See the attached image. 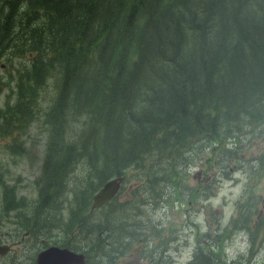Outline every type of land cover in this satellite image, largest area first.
<instances>
[{
	"label": "trees",
	"instance_id": "trees-1",
	"mask_svg": "<svg viewBox=\"0 0 264 264\" xmlns=\"http://www.w3.org/2000/svg\"><path fill=\"white\" fill-rule=\"evenodd\" d=\"M15 56L26 72L0 75V96L9 87L0 137L16 144L18 167L30 154L31 126L39 119L51 128L43 132L37 197L46 206L53 195L72 199L64 223L89 264H112L119 249L113 242L104 251L111 243L102 238L91 243L101 227L128 235L122 251L143 244L128 214L117 223L93 210L95 194L117 178L128 185L108 205L113 212L140 213L144 186L133 187L140 181L167 184L187 219L204 205L219 232L210 224L186 264H229L222 258L229 230L247 233L251 245L263 240L258 220L249 219L264 204L254 190L246 205L234 204L239 216L227 224L207 196L233 173L247 188L264 182V0H0V71ZM191 168L201 172L195 181ZM256 249L235 264H250Z\"/></svg>",
	"mask_w": 264,
	"mask_h": 264
},
{
	"label": "flooded vegetation",
	"instance_id": "flooded-vegetation-1",
	"mask_svg": "<svg viewBox=\"0 0 264 264\" xmlns=\"http://www.w3.org/2000/svg\"><path fill=\"white\" fill-rule=\"evenodd\" d=\"M12 127L15 128V126ZM24 134L25 133H23V136ZM9 137L10 135L8 134L3 138L7 142L6 146L0 151V187H4V197L2 196L0 202V264H39V258L43 257L45 259L47 256H50L52 263H57L61 257L63 258L61 260L67 259L66 261H63L62 264H73L70 263L69 254L71 252L75 253L77 256L83 257L77 261L82 264H89L87 255L90 253H85L81 249L82 244L80 239H75L74 235L70 233L66 227L67 216L71 213L68 204L72 201L70 197L68 198L67 194L62 196L53 195L54 197L50 199L52 205L49 206H46L47 202L45 198L41 199V197H37L33 201L31 198L25 199L17 196L16 189L17 185L21 182V178L18 177L16 179L17 181H15L11 174L13 173L15 163L19 160L20 156L15 150L16 144L8 145L10 142ZM30 151H32V149H30ZM37 161L38 159L36 158L33 163H36ZM198 177H201V173ZM28 178H31L30 174L28 175ZM36 180L37 176L35 172L34 181L31 182V184H34ZM125 185L128 184L123 180L118 193L112 200L100 208L93 209L96 211V215H99L101 218H105L107 215L110 216L112 214L113 219H117L116 222L121 223L119 218H123L124 214H128L129 217L126 220H132L134 223L136 222L140 224L137 225L138 229L135 234L142 236L143 244L139 249H136L137 244L130 245L133 251H122V249L128 246H123L122 243L129 244V237L128 235H125L124 232L122 234L119 233L117 227L115 228L113 242L115 243L116 248L118 247L119 249H114L115 258L112 264H124L121 260L124 256H127L126 254L128 253H133L134 257L131 262L126 264H146L144 256L147 255L151 256V264H157V262L164 264L166 259L171 260L174 264L175 261L169 255L170 239L165 247H163V245L156 247L157 243L160 242L159 239H161L163 233L158 237L150 234L152 231L151 227L158 226L161 229H166L167 224L154 217L157 206L148 204L150 201V198L147 197L148 188L149 186H152L157 201L163 204L165 200L164 194H168L169 192L167 184L162 183L159 185L158 182L146 181H140L133 184V187L136 185L134 188L144 186L143 205L142 207H139L138 210L140 213L130 214L120 206H116L113 212L111 211L112 208H109L108 205L111 202H115V205L120 197H124L125 192L122 190V187ZM177 185L182 186L181 183H178ZM198 192L200 193V189ZM119 193L120 196H118ZM42 210H44V212ZM131 215L134 216L131 218ZM263 216V211L257 214L258 221L256 224L260 226L258 227V231L264 230ZM87 229L90 231V225L88 222ZM100 231L102 232H99L98 235H95L94 232L93 239L95 238V241L93 242L101 240L103 237V227H101ZM146 235H149L147 243H153L150 247H146L145 245L144 238ZM107 244L109 243L107 242ZM51 248L59 250L61 256L59 257L57 254L52 255V251L50 250L53 249ZM46 252H48V254L44 256V253ZM156 252L159 254L162 253L161 259H157ZM104 264H107L106 260H104Z\"/></svg>",
	"mask_w": 264,
	"mask_h": 264
},
{
	"label": "rangeland",
	"instance_id": "rangeland-1",
	"mask_svg": "<svg viewBox=\"0 0 264 264\" xmlns=\"http://www.w3.org/2000/svg\"><path fill=\"white\" fill-rule=\"evenodd\" d=\"M23 63H24L23 58H20L18 56L10 57L7 63L8 68L6 69L5 72L0 71V75H3L5 79V77L9 75V73L14 76H18L19 73L24 74L26 70L24 68ZM50 93L51 90L47 89L46 94L49 96ZM8 94H9V87H7L3 92V94L0 96V107L5 105L6 97H9ZM44 99L45 98L42 97L43 109L46 108L47 106L45 105ZM48 128L51 130V128L48 125L46 126L44 125L43 127L42 122L39 119H37L36 123H34L29 130L31 145L28 151L30 152V154L24 157L21 164L18 167H15L13 173L11 174L14 177L13 180L15 181H17L16 179L18 177L21 178V182L17 185V189H16L18 197H22L25 199L31 198V200L34 201L38 195V187L35 186L34 184H31V182L34 181L35 172H36V176L40 175L41 166H42L41 160L44 153L43 132L45 131L48 134L49 133ZM6 142L7 141L5 139L0 137V151L6 146ZM30 149H32V151H30ZM249 150L251 153L256 152L255 147H250ZM245 154L249 155L248 150L246 151ZM36 158L38 159V161L36 163H33V161ZM191 169L196 174L192 178L190 177V180L195 181L201 172H197L198 168H191ZM29 174L31 175L30 179L28 178ZM132 176L133 175H131V179H134ZM246 184H247L246 177L242 176L241 174L233 173L232 175H230L228 181H224L222 185L218 187V192L215 191L207 196L209 206L221 210L222 213L219 214L217 218L224 219L223 224H227L230 221L231 217L239 216L238 209H236L234 204L237 203L239 200H241V203H244L246 205L248 202L246 200V198H248L247 193L249 192L253 193L251 191L254 190L255 191L254 198L259 197L260 200L264 202V182L258 184L256 187L254 183H249L248 188L245 186ZM135 186L136 185H134V187ZM2 196L4 197V187H0V202ZM147 197L150 198V201L148 202L149 205L153 204L157 206L156 214L154 217L157 220L165 222L167 224L166 231L163 232L161 239H159L160 242L157 243L156 247L160 245H163V247H165L169 239L171 240L175 238L172 244L170 243V249H171L170 254H171V258L177 264H186L192 259L193 254L195 252L197 239L201 237V242H203V240L207 238L205 234L208 231L211 232V229L209 227L210 224L214 222L212 226L214 236H216V234L219 232V229L215 227L216 223L213 220V218L211 216L208 217L206 216L207 210L203 209L204 208L203 204L195 215H192L189 219H187L181 216V214L179 213L180 205L176 203L178 201H176L175 193L169 191L168 194H164L165 200L164 203L161 204L157 201L156 194L153 191L152 186H149ZM256 206L258 205L256 204ZM262 206H263L262 211L264 212V204ZM176 207H178V209H176ZM247 213H249L247 210H243L241 212L240 218H243V216ZM257 214L258 211L252 213L249 219L251 220L253 219L255 221L258 220V217L256 216ZM175 225L178 226L175 227ZM235 231L236 230H229L222 234L225 240L224 248L222 250L223 260L228 259L229 264H235V260L239 257V254H242L244 252H249L252 248L257 247L253 259L250 261V264H264V238L261 242H259L260 238L259 240L257 239L255 245H251L249 243V235L247 233H244L243 231H237V232ZM152 233L154 236L157 237L159 236V231L157 230H153ZM257 233L260 236L261 233H264V230L257 231ZM111 235L112 236L107 235L105 234V232L103 234L102 239H106L108 243H111L110 246H104L103 249L104 251L107 250L108 252L110 247L112 246L113 241L111 242L110 239L114 238L113 230L111 232ZM192 236L195 237L192 239ZM93 241H95V238L91 239V243H93ZM203 244L205 245V243ZM126 255L127 256H124L121 260V262L124 264L131 262L134 257L133 253H128ZM156 255H157V259H161L162 253L161 254L157 253ZM164 264H173V263L171 262V260L166 259Z\"/></svg>",
	"mask_w": 264,
	"mask_h": 264
},
{
	"label": "water",
	"instance_id": "water-1",
	"mask_svg": "<svg viewBox=\"0 0 264 264\" xmlns=\"http://www.w3.org/2000/svg\"><path fill=\"white\" fill-rule=\"evenodd\" d=\"M123 180H124V178L113 179V180L109 181L102 189H100L97 192V194L94 196L93 209L99 208V207L105 205L106 203H108L110 200H112L116 196V194L118 193L119 188L121 186V182H123ZM56 250L57 249H53L50 251H52L51 252L52 255L57 254L60 257L61 256L60 251L59 250L56 251ZM47 254H48V252L44 253V256H46ZM69 257H70V263L82 264L77 260L82 259L83 257L77 256L75 253H72V252L69 254ZM61 259H63V258L60 257V260L57 263H52L50 256L49 257L47 256L45 259L43 257H40L38 262H39V264H62L63 261L67 260V259H64V260H61Z\"/></svg>",
	"mask_w": 264,
	"mask_h": 264
},
{
	"label": "bare ground",
	"instance_id": "bare-ground-1",
	"mask_svg": "<svg viewBox=\"0 0 264 264\" xmlns=\"http://www.w3.org/2000/svg\"><path fill=\"white\" fill-rule=\"evenodd\" d=\"M225 174H227V173H225ZM223 175H224V173H223ZM141 211V210H140ZM136 223V222H135ZM115 231V230H114Z\"/></svg>",
	"mask_w": 264,
	"mask_h": 264
}]
</instances>
